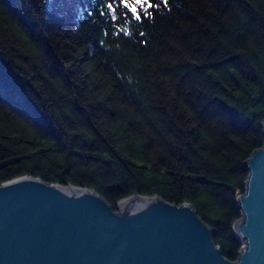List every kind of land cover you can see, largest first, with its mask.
<instances>
[{
	"label": "trees",
	"instance_id": "obj_1",
	"mask_svg": "<svg viewBox=\"0 0 264 264\" xmlns=\"http://www.w3.org/2000/svg\"><path fill=\"white\" fill-rule=\"evenodd\" d=\"M151 2L137 20L121 0H0V182L185 200L234 260L264 140V0Z\"/></svg>",
	"mask_w": 264,
	"mask_h": 264
},
{
	"label": "water",
	"instance_id": "obj_2",
	"mask_svg": "<svg viewBox=\"0 0 264 264\" xmlns=\"http://www.w3.org/2000/svg\"><path fill=\"white\" fill-rule=\"evenodd\" d=\"M243 166L234 260L188 201L134 190L114 208L91 187L25 173L0 182V264H264V140Z\"/></svg>",
	"mask_w": 264,
	"mask_h": 264
},
{
	"label": "snow or ice",
	"instance_id": "obj_3",
	"mask_svg": "<svg viewBox=\"0 0 264 264\" xmlns=\"http://www.w3.org/2000/svg\"><path fill=\"white\" fill-rule=\"evenodd\" d=\"M121 3L126 9H129L132 16L139 20L141 18V13L145 15H150L149 9L153 7L151 0H133L132 4H129L127 0H121ZM111 7V5H109Z\"/></svg>",
	"mask_w": 264,
	"mask_h": 264
}]
</instances>
